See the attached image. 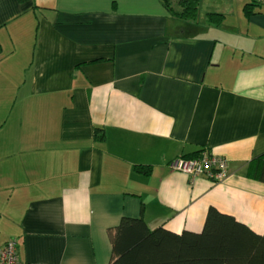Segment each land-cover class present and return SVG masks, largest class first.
Masks as SVG:
<instances>
[{"label": "crops", "instance_id": "obj_1", "mask_svg": "<svg viewBox=\"0 0 264 264\" xmlns=\"http://www.w3.org/2000/svg\"><path fill=\"white\" fill-rule=\"evenodd\" d=\"M202 148L222 181L170 169ZM263 153L264 5L0 0V248L18 264H109L122 217L198 232L214 207L262 233Z\"/></svg>", "mask_w": 264, "mask_h": 264}, {"label": "trees", "instance_id": "obj_2", "mask_svg": "<svg viewBox=\"0 0 264 264\" xmlns=\"http://www.w3.org/2000/svg\"><path fill=\"white\" fill-rule=\"evenodd\" d=\"M161 1L177 17L194 19L197 15L199 0ZM209 20L218 22L220 16L210 15ZM95 131L97 139L102 140L101 130ZM203 149L187 157H195ZM254 163L260 166L256 176L264 179V153L252 166ZM136 170L143 174L150 171L140 166ZM108 232L109 264H264V231L257 233L214 207L208 208L198 232L176 233L163 227L150 229L142 217H122Z\"/></svg>", "mask_w": 264, "mask_h": 264}, {"label": "built area", "instance_id": "obj_3", "mask_svg": "<svg viewBox=\"0 0 264 264\" xmlns=\"http://www.w3.org/2000/svg\"><path fill=\"white\" fill-rule=\"evenodd\" d=\"M264 5V0H254ZM171 170L180 172L194 180L204 176L213 182L222 181L227 176L228 162L225 158L202 150L195 157H177L168 163ZM0 264H18L15 240L6 241L0 248Z\"/></svg>", "mask_w": 264, "mask_h": 264}]
</instances>
